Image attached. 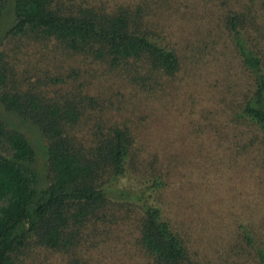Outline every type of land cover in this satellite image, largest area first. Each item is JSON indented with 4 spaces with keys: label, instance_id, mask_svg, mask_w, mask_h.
<instances>
[{
    "label": "trees",
    "instance_id": "trees-1",
    "mask_svg": "<svg viewBox=\"0 0 264 264\" xmlns=\"http://www.w3.org/2000/svg\"><path fill=\"white\" fill-rule=\"evenodd\" d=\"M140 18L135 10H105L79 0H0V264H21L31 255L35 262L38 249L59 253L63 264H88L83 247L97 245L119 221L133 224L145 264H199L160 209L146 201L144 189L113 187L134 163L129 127L105 115L98 95L79 93L75 100L71 91L56 90L60 99L40 102V82L29 84L32 92L20 89L25 79L14 78L1 49L21 39L56 44L125 73L135 88L149 93V80L173 75L179 60L140 28ZM228 19L251 79L250 93L229 121L247 127L243 144L264 148L262 59L237 36L238 18ZM155 181L152 186L160 184ZM261 235L240 227L227 246L229 264H264Z\"/></svg>",
    "mask_w": 264,
    "mask_h": 264
},
{
    "label": "rangeland",
    "instance_id": "rangeland-1",
    "mask_svg": "<svg viewBox=\"0 0 264 264\" xmlns=\"http://www.w3.org/2000/svg\"><path fill=\"white\" fill-rule=\"evenodd\" d=\"M79 1L138 12L140 28L175 52L178 69L149 80L152 92L142 93L125 73L56 44L21 39L1 47L14 78L25 79L20 89L32 92L29 84L39 81L40 102L58 98L56 90L71 91L75 100L79 93L98 95L105 115L124 122L133 136L136 167L127 165L113 187L144 189L146 201L160 209L199 264H229L227 246L240 227L264 233V148L243 144L247 127L229 121L250 93L251 79L228 18H238L237 36L264 67V0ZM155 179L160 184L152 186ZM90 243L83 247L88 264H145L130 221L113 224L97 245ZM33 254L35 262L31 255L21 264L64 263L59 253L38 249Z\"/></svg>",
    "mask_w": 264,
    "mask_h": 264
}]
</instances>
